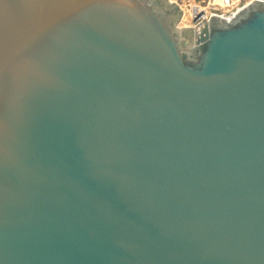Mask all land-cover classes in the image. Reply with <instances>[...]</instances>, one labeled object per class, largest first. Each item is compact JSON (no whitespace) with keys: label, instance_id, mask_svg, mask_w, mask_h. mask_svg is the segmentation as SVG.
I'll list each match as a JSON object with an SVG mask.
<instances>
[{"label":"water","instance_id":"obj_1","mask_svg":"<svg viewBox=\"0 0 264 264\" xmlns=\"http://www.w3.org/2000/svg\"><path fill=\"white\" fill-rule=\"evenodd\" d=\"M0 0V264H264V0Z\"/></svg>","mask_w":264,"mask_h":264},{"label":"built area","instance_id":"obj_2","mask_svg":"<svg viewBox=\"0 0 264 264\" xmlns=\"http://www.w3.org/2000/svg\"><path fill=\"white\" fill-rule=\"evenodd\" d=\"M177 4L183 12H195L191 27L195 28L205 19L218 17L227 22H232L241 12L252 5L256 0H168ZM200 4L196 6V4ZM184 28V27H182Z\"/></svg>","mask_w":264,"mask_h":264},{"label":"rangeland","instance_id":"obj_3","mask_svg":"<svg viewBox=\"0 0 264 264\" xmlns=\"http://www.w3.org/2000/svg\"><path fill=\"white\" fill-rule=\"evenodd\" d=\"M194 4H196V6L200 5L197 4L196 2ZM194 17H195V12H188L186 16L183 15L181 18V22H183V27H191ZM179 27L182 28L181 26Z\"/></svg>","mask_w":264,"mask_h":264},{"label":"bare ground","instance_id":"obj_4","mask_svg":"<svg viewBox=\"0 0 264 264\" xmlns=\"http://www.w3.org/2000/svg\"><path fill=\"white\" fill-rule=\"evenodd\" d=\"M187 14H188V11L184 10V16H186ZM179 26L183 27V22H181V23L179 24Z\"/></svg>","mask_w":264,"mask_h":264}]
</instances>
